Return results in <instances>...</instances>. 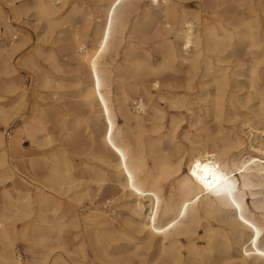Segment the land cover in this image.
Here are the masks:
<instances>
[{"label": "bare ground", "instance_id": "6f19581e", "mask_svg": "<svg viewBox=\"0 0 264 264\" xmlns=\"http://www.w3.org/2000/svg\"><path fill=\"white\" fill-rule=\"evenodd\" d=\"M105 1L103 20L94 25L91 12H84L83 4L71 0H31L12 8L15 18L33 11L45 27L38 35L45 42L53 35H57L56 42L61 41L65 31L82 20L83 29H73L71 39L77 68L87 74V80H77L78 98L102 130L97 135L99 151L88 154L94 165L82 163L87 168L83 177L75 180L71 174L74 161L52 153L42 158L48 171L41 179L44 183L37 187L34 157L22 161V173L8 159L9 154L14 157L23 151L22 133L15 130L6 141L0 130V185L11 183L2 189L0 264H23L15 252L14 224L30 217L33 204L38 206V214L33 222L23 225L20 235H43L47 228L53 243L43 245L44 239H34L30 248L58 249L67 256L66 260L56 254L51 264H264V0H196L194 10L186 0H145L144 5V0ZM0 21L5 26L0 43V123L6 126L21 110L27 91L10 63L17 33L11 31L1 8ZM153 22L160 26L155 33L161 55L157 63L148 51L132 56L137 49L134 44L122 52L127 34H140L144 40ZM92 31L94 40L89 38ZM24 40L23 36L19 42ZM238 48L243 49L249 64L229 77L224 66L230 57L226 53L233 56ZM121 52L123 59L118 63ZM181 71L188 78L187 92L180 97L171 93V82L173 74ZM198 75L200 89L193 95ZM48 80L46 76L38 85L45 88ZM162 87L165 93H161ZM152 89L160 93L159 100L169 109L179 111L181 117L189 115L184 141L176 139L183 121L179 114L171 116L165 134L146 138L148 131L157 134L167 127L165 112L153 100ZM242 90L241 99L237 94ZM137 100L140 110L133 108ZM202 109L205 117L214 115L216 127L206 126L199 116ZM49 110L40 111L35 103L28 121H23V127H28L23 136L33 145L38 133L45 134L46 144L51 140L48 117L64 132H71L60 107ZM236 120L247 126L241 128H247L250 136L258 134L257 139L254 134L256 145L251 142L247 146L237 127H224ZM81 123L77 120L76 127ZM201 123L204 127H197ZM93 134L90 138L96 142ZM165 141L173 145L171 154L156 150ZM81 183L85 188L75 191L71 202L62 204L59 196ZM109 184L118 192L101 201L99 195ZM84 198L90 207L77 210L73 202ZM50 203L53 217L47 223L44 211ZM115 203L127 211L125 217L114 219L107 213H115ZM47 258L46 253L33 256L30 264H48Z\"/></svg>", "mask_w": 264, "mask_h": 264}, {"label": "rangeland", "instance_id": "374dc122", "mask_svg": "<svg viewBox=\"0 0 264 264\" xmlns=\"http://www.w3.org/2000/svg\"><path fill=\"white\" fill-rule=\"evenodd\" d=\"M29 2H31V0H25V1L24 0H22V1L21 0H14L15 4L13 3V5L12 4L8 5L6 3H3L2 0H0V8H1L8 24H10V26H11L10 27L11 31L14 30V32L17 33L15 35V37H17V39L14 40V42H15L14 50L11 49V51H10V56H11L10 57V63L12 64V66L14 65L13 67L15 68V70H17L16 75L20 77L21 83L23 84V86L26 88V91H27V95H26L27 100L23 104L19 113L16 116H14L13 118H11L8 121V124L6 126L0 123V130L5 133L4 137H5L6 141H9V139L14 136L15 130H19L22 133V140L21 141H22L23 151L14 155V157H16V159H14L12 154L11 155L9 154L8 159H9V162H13V164L16 166L17 171L19 173H22V170L25 166L23 164V162L28 158L34 157L38 163L36 166L37 176H34V182H35L34 187H37L38 185L44 183L43 180H41V179L46 176L47 171H48V169H46V167H45L47 165L44 164L42 158H43V156H49L52 153H57V154L62 153L66 157H68L70 160L75 162V163L74 162L72 163L73 169L71 170L72 177L75 180L80 178V177H83L85 175L84 171H85V169H87L82 164L83 161L85 160L90 165H94V162L91 160V157L88 156V154L92 153V152L94 153L96 150L99 151L100 144H99V136H97V135H100L102 127H101V124H99V122L97 123V121L95 120V116L93 115L92 112H90L89 108L87 106H84L81 103L80 99L78 98V95H79L78 91L80 88L77 85V80L79 77L87 80V76H86L87 74H86V71L84 69L79 70L77 68V63L75 62V60L73 59V56H72L73 50H74V45H73L71 39H72L73 29L76 28L79 31L83 29V24H81L82 20L81 19L78 20L75 28H73L69 31L68 30L65 31L66 36L63 37L61 39V41H59L61 44H59V42H56L57 35H53L52 39L47 41V42L40 41L39 36L42 32H44L45 27H44L43 23L37 22V19L34 16L33 11L30 10V11L23 12L19 18H15L13 13H12L13 6H19V5L21 6V5L27 4ZM79 2H80V4H83L84 12H87V13L91 12L90 18H92V25L103 20V17H102L103 12L105 10V6L107 5V2L105 0H71V3H77L78 4ZM186 2L188 3V7L190 9H192V10L196 9L195 8L196 0H186ZM145 3H146V1L144 0L142 2V5H144ZM57 6H60V5L58 4ZM236 12L239 13V11H236ZM23 16H25V17H23ZM0 22L2 23V24L0 23V43H1V40H3L5 38L2 34L5 30V26H4V23L2 21H0ZM4 22H6V21H4ZM150 26H151V29L149 28L150 34H148L146 36V38L144 39L145 41L142 40V38H140L141 37L140 34H134V35H132V37H129L127 34L126 42L124 43V45L122 47V52L125 49H129V47L132 44H134V46L137 45L136 46L137 49L134 51L132 56L142 54L143 50L146 52L148 51L147 53H149L150 59L153 62L155 61L157 63V61L160 60L161 55H160V48H159V44H158L159 40L155 39V33L159 31L160 26L158 24H156V22H153V24H150ZM23 36L26 38V41L24 40V42L21 43L19 41ZM89 36H90L89 37L90 40H94L93 31L89 34ZM69 37H70V39H69ZM19 43H21V45ZM35 47L37 50L35 49ZM152 48H153V50H152ZM154 50H155V52H154ZM122 52L119 54V56L117 58L118 63H121V61L123 59ZM157 52H158L159 56H158ZM48 53H49V55H48ZM52 55H53V57H51ZM45 56H47V57H45ZM226 56H228V57L230 56L228 58V60L226 61L227 63L226 62L224 63V66L227 65L226 67H227V73L229 74V77H231V75L234 71L240 70V69H245L248 67L249 63H247L248 60L245 57V54H244V51L242 48L236 49L233 56L230 55V52L228 51L226 53ZM242 56L244 57V59L241 58ZM44 59L45 60L48 59L49 61L48 60L45 61ZM240 60L244 61L243 65H242ZM245 61H246V63H245ZM238 62H240L241 64ZM234 66H235V68H234ZM46 76L49 77L48 81L50 82V84L45 88L40 87L38 85L40 80L43 82V80H45ZM173 76H174L173 78L175 80H172L174 82H171L173 87H174L171 90V93L173 92L174 94L180 95V97H181V96H183L184 93L187 92L186 89L184 88V86H185V82L187 81L188 76L186 75V73L184 71L173 74ZM182 78H183V80H182ZM63 80H65V81H63ZM241 80H242V82H245L244 78H241ZM200 81H201V79H200L199 75L194 78V90L191 91V93L193 92L192 93L193 95L196 94L198 92V90L200 89V87H199ZM74 84H76L77 86ZM75 90H77V91L75 92ZM166 91L167 90L165 87L161 88V93H165ZM72 92H74V93H72ZM178 92H179V94H178ZM113 93H114V95H117V91L115 89H114ZM244 93H245V90H242V91L238 92L237 95H239L240 98L242 99V97L244 96L243 95ZM159 94L160 93L158 91H156L155 89L151 90V95L153 97V100L155 102H157L165 112L164 122H165V125L167 127H162V130L157 134H151L148 131L146 133V138L165 134L166 130L169 128L168 125H169V120H170L171 116L179 114V111L169 109L167 107V105H165V103H162V101H160L158 98ZM137 101H140V100H137ZM197 101L198 100H196L195 102H197ZM142 102L145 103L146 105L148 103L147 99L144 96H143ZM35 103L38 105V108L40 111H43L44 109L49 110L51 107L59 106L61 112L64 113V119L66 120V125L68 126L69 129H71L70 134L64 132L63 129L61 127H59V124L57 125V123L54 121L53 117L52 118L48 117L46 119L48 121V124L46 126H47L48 131L50 133H52L51 134V140L49 141L50 144L45 143L46 139H45L44 133H41L43 135H41L40 133H38L36 135V139H37L36 145L31 144L30 141L27 140L25 136H23L26 128H28V127H23V121H25V120L28 121L30 111H31V107L33 105H35ZM198 104L202 105V106L204 105L200 101H198ZM131 105L132 104H130V107H131ZM197 106L198 105L195 104V110H196ZM131 110H133V108ZM50 111L51 110H49L48 113H51ZM203 111H204V113H203ZM182 115L183 116L181 117L179 114V117L182 118L183 121L180 123V125L176 131V139L180 140V141H184L185 133L187 132V130H189V128H188L189 115L185 114V113H183ZM199 116L201 118H203V121L205 122L206 126H208L210 128L216 127V120H215L214 115L212 113H209L208 117H205V110L202 109V111H200ZM212 118H213V120H212ZM77 120L82 121V123L80 124L79 127H76V124H75V122ZM118 121L120 124H122V120L120 118L118 119ZM239 125H241L240 128L241 127H247V126L242 125L240 120L224 123V127H237L236 128L237 132L246 141L247 146H249L251 144V142L253 145H256L257 144L256 139L258 137V134L254 132L250 136L249 130H247V128H246V131H245V128L240 129ZM197 127H204V124L201 123ZM146 128H147V130H149L150 127H146ZM91 133L92 134L94 133L93 134L94 136L96 135V142L98 141L97 144L94 140H92V138H90ZM246 134H247V136H246ZM254 134H255L256 139L254 138ZM133 136H134V132L131 134V137H133ZM251 138H252V140H251ZM44 144H46V145L43 146ZM172 149H173V145L171 143H168L167 141L163 142L160 146L156 147L157 151L161 150V152H164L165 150H167L169 152V154L172 153ZM72 151L74 152V154ZM245 156H247V155H245ZM100 166H103V165L100 164ZM107 170L110 171V168H107ZM30 176H33V175L31 174ZM9 186H11V183L6 184V185H0V189H1L0 190V207L1 208H2V205L4 203L3 196H2V189H3V187H9ZM84 188H85V186L81 183V186H78V188H76V189H72L70 192H68L64 196H59V199L61 198L62 204H67V203L71 202V197L73 196L75 191L81 192ZM117 192L118 191L116 190V186L109 184L103 188L102 193L99 195V199L101 201L104 200L105 198L109 199L111 196L117 194ZM100 200L97 201L96 203L99 204L101 202ZM73 203L76 205L77 210H79V208L86 210V208L90 207V201L88 199H85V198L82 199L80 201V203H77V202H73ZM115 204H113V209L115 210V213H112V212L111 213L107 212V213L114 219L117 218L118 216H121L122 218L125 217V215L127 214V211L124 210L123 208H121L120 206H118L120 203L119 204L115 203ZM36 206H37L36 204L32 205V207H33L32 213L30 214L29 218H27L23 221H15L14 226H15V229L17 232L16 237H15L16 241H15V245H14V247L16 249L15 252L17 253V255L22 257L23 264H30V261L32 260L33 256H40V254H42V253H46V255L48 256V258H47L48 264L52 263L54 256L56 254H61V256L67 260V256L60 253L61 251L58 249H55L53 251L51 250L52 252H50V251H48L47 248L41 247L39 245L35 246L34 248H30V242L33 241L34 239L38 240V241L40 239H44L43 245L51 244V242L53 240L51 238L52 234L48 231L47 228H46L45 232H42L43 235L38 234V233H31V232L27 233V235L25 237H22L20 235V231L22 230L23 225L33 222L34 219L36 218V215L38 214V206H37V208H36ZM52 210H53V206L50 203L46 207V210L44 211L45 215L48 217L47 223L52 222V217H53V211ZM62 210L63 209L59 210V214H61ZM79 212H80V214L81 213L83 214V211H81V209ZM45 226L47 227V225H45ZM40 236H45V238H40ZM120 244H122V242ZM214 256L216 257V254H214ZM84 264H90V262L86 261ZM102 264H108V263L103 262Z\"/></svg>", "mask_w": 264, "mask_h": 264}, {"label": "built area", "instance_id": "2783aa9c", "mask_svg": "<svg viewBox=\"0 0 264 264\" xmlns=\"http://www.w3.org/2000/svg\"><path fill=\"white\" fill-rule=\"evenodd\" d=\"M133 108H135L136 110H140V104H139V101H137L134 105H133Z\"/></svg>", "mask_w": 264, "mask_h": 264}]
</instances>
